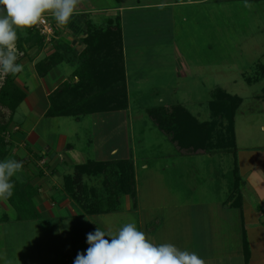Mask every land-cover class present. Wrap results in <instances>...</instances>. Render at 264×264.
<instances>
[{
  "label": "rangeland",
  "instance_id": "rangeland-1",
  "mask_svg": "<svg viewBox=\"0 0 264 264\" xmlns=\"http://www.w3.org/2000/svg\"><path fill=\"white\" fill-rule=\"evenodd\" d=\"M111 1L85 0L83 3L89 7L92 4L106 6ZM244 3L245 0H202L200 13H197L201 18V23L199 21L197 24L199 26L194 27L193 21V29L187 30L186 27L189 41H176L183 58L177 57L175 54L172 56L175 49H172L171 45L175 41L169 40V34L165 35L164 40L160 35H154L144 30L147 25L132 17V21L126 25L128 39L132 37L131 47L134 49L127 57L131 94L130 110L101 113L93 117L86 116L82 121L80 120L81 122L75 121L72 117H46L43 113L49 105L47 92L53 88L56 80L60 81L64 77V74L59 75L58 71L63 66L54 67L55 69L51 70L47 76L41 78L34 72L27 83L32 95L20 105L14 114L8 107L0 105V123L8 122L12 117L7 133L10 142V152L7 157L13 158L17 154V157L20 155L21 158H29L30 154L23 142L16 144V141L23 140L26 131L33 128L37 135L43 134L46 140L52 142L66 137L67 141H70L75 137V133H78V140H75V144L78 149H83L80 150L81 152H85L84 159L93 158L95 152V157L99 159H110L112 148H119V154L116 156L118 158H128L131 155L130 150H137L138 153L133 155L140 157L147 155L151 164L166 166V163L169 162L166 159L157 161L153 158L157 153L163 155L174 153L175 151L172 150H175L176 147L169 141H172L170 135L162 130L165 136L152 125L151 113L148 108L152 107L151 110L160 109L164 106L160 107L159 105H165L168 106V108L165 107L166 110L170 111L174 106L172 104L181 103L201 121L210 122L215 119L210 107L212 94L218 88L231 94L234 98H242L234 124V127H237L238 140H240L239 147L256 144L255 141L264 142V131L261 129V126L264 125L262 97L264 95V0H248V3L252 5L251 8H246ZM112 4L117 5L115 2ZM195 11L197 10L193 9L192 13L194 14ZM48 19L51 20V16ZM147 34L151 36H146ZM156 36L160 39L156 40L154 38ZM142 45H146L145 49H142ZM148 45H152V47ZM140 50H144V53L134 56L141 53L138 52ZM175 52L177 51L175 50ZM188 65L192 68L191 74L187 71ZM65 68L69 70L70 66ZM29 72V74L33 73ZM185 72H187L186 77L183 76ZM6 76L7 74L0 71V88L5 82ZM169 105L172 106L169 107ZM219 120L216 130L226 133V118L221 115ZM251 124L254 125V130L247 128ZM218 135L220 136V134ZM213 140L217 143L218 137L214 136ZM186 160L191 164V168L185 170L189 174L190 184L187 182V186L199 190L192 192L191 196L189 195L190 199L180 203L179 210L190 205L189 213L192 219L197 222L202 220V193L216 194L218 198H227L230 195L229 189H233L230 184L232 181L234 184V159L228 151L208 150L195 156H186ZM63 167L67 168L68 165H63ZM23 170L16 174L23 177L30 174L31 169H26L25 173ZM58 170L56 168L51 173V170L47 169L45 176H56L54 180L57 184L63 183L64 187L63 177L67 172ZM164 177V172L152 171L148 177L149 180L145 181V190L141 187V192L147 191L148 200L156 197H166L167 200L169 195L167 192L164 193L163 187L158 182L166 183ZM197 182L200 184H195ZM96 183L99 182L96 181ZM31 188L33 189L32 186ZM156 188L160 191L158 194L155 193ZM7 204V201L0 200V220H2L0 221V264H55V244L60 242H63L59 247L60 250L69 251L67 237L71 231L68 229L67 222L55 227L53 231H50V227H48L49 231L46 233L36 222H17V213L14 209L9 210ZM166 206L168 208L165 210L155 209V214L151 219L159 214H161L160 217H163L164 214L167 216L172 205L167 201ZM31 208H33L31 204L26 202L21 213L25 215L33 213L34 215L35 210ZM151 211V209L144 210V212ZM234 212L228 211L227 217L233 222L231 227H226L223 224L218 226L216 223L213 225L218 226L217 234L205 233L203 236L202 227L196 224L190 227L191 235L197 241L202 238L203 243H218V250L223 247L222 249L230 251L234 247L230 243H238L242 238L240 228L236 230L234 227ZM204 215L206 220L211 218L208 213ZM141 217L146 219L147 216L142 213ZM88 225L90 224L83 225L84 228L78 233L79 237L91 232V227ZM168 234L170 235V233ZM168 234V240H171L173 237ZM165 236L164 232L153 235L156 239H164ZM75 237H77L76 234ZM45 239L47 240L45 241ZM179 239L182 238L179 237ZM225 240H228L229 244L222 246L221 243ZM88 247V244L84 246L85 252ZM58 251L56 250V252ZM216 251L217 248L206 249L205 264H231L224 260L220 263L217 262L214 256ZM234 264H243V260L236 259Z\"/></svg>",
  "mask_w": 264,
  "mask_h": 264
},
{
  "label": "crops",
  "instance_id": "crops-1",
  "mask_svg": "<svg viewBox=\"0 0 264 264\" xmlns=\"http://www.w3.org/2000/svg\"><path fill=\"white\" fill-rule=\"evenodd\" d=\"M83 1L85 0H82L79 13L73 17L72 22L67 27L58 28L53 19H48L50 16L48 14H46L45 17L54 29L53 34H43L39 28V24L32 27L33 31L39 32L40 36L44 38L42 45L33 44L30 46L28 43H24L23 50H19L16 45L19 57L17 63L23 65V71L15 77V81L23 90H25V92L26 89L28 90L26 92L27 95L24 102H26L29 99V96L32 95L31 92H29L30 87L27 83L30 81L34 72L40 78L48 75H41L37 64L55 52H59L63 57L62 61H60L55 68L62 65L63 69L61 68L58 71L59 75L62 73L64 74V77H62L60 81L56 80L52 86L53 88L47 92L49 105H47V109L43 113L45 116L50 107V95L57 88L62 86L64 82L75 83L79 80V78L75 76V70L80 65V54L86 47L84 39L88 36V32L90 30L105 28L109 24L117 25L120 28L123 38L126 81L130 98L128 109L130 110L131 94L127 57L129 56V53L131 54L130 51L134 49L131 47L133 42L132 37H129L128 39L126 25L132 21L131 18L133 17L137 19V21H143V23L147 25L144 30L154 35H160L164 40L166 37L165 35L169 34V40L175 41V43H172L171 48L177 51L175 52L174 50V52H172V56L175 54L177 57L182 58V52L179 51V46L176 44V41H189L190 39L187 36L186 27L187 30H190L196 27L199 21L201 23V18L197 15V13H200L202 0H112L111 3L106 6L92 4L90 7L84 5ZM112 2H115L117 5H113ZM193 9L197 10L194 14L192 13ZM193 21L194 27H192ZM21 34L26 37L28 35L27 29L21 30ZM146 36L151 35L147 34ZM154 38L157 40L158 36ZM145 46L146 45H142V49H145ZM148 46L152 47V45ZM138 52L141 53H137L134 56L141 55L144 53V50H140ZM66 66H70V69H64ZM55 68L53 67L51 70ZM29 71L33 73L29 74ZM187 71L189 74L192 73V68L189 65ZM186 75L187 72H185L183 76L186 77ZM172 105H169V107ZM159 106L161 107L165 105ZM165 107L168 108V106ZM151 108L152 107L148 109L150 110ZM123 111L126 110L112 112ZM97 114L99 115L101 113L82 115L79 117L62 116V118L72 117L75 121H82V119L86 116L93 117ZM150 119L152 121V125L157 127L165 135L162 129L156 124L154 118L150 116ZM247 128H252V130H254V125H248ZM261 129L264 131V125L261 126ZM236 131L237 127H235L237 145L236 151H228V153L232 154V159H234V184L233 181L232 184H230L233 189H229L230 195L227 198H218L216 194L202 193V220L197 222L192 219V216L189 213L190 210L188 208L190 205L186 206L185 209L179 210L181 207L179 204L185 202L187 199H190L189 195L191 196L192 192L199 190L198 188L187 186V182L190 184L189 174L188 171L185 170L191 168V164H189V161L186 160V156H195L196 154H200L202 152H194L191 149L180 148V146L168 139L171 144L176 147L175 150H172L175 152H170L166 155L157 153L155 158H153L157 161L166 159L169 161L166 163V166H157L158 164L156 163L151 164L147 155H143L142 157L139 155H133L138 153L137 150L135 151L129 149L131 151V155H129L128 158H118L116 156L119 154V148H112V151L110 152V159H99L98 157H95L96 152L93 154V158L84 159L86 156V154H84L85 152H81L80 150L83 149H78L75 144V140H78V133H75V137H73L70 141H67V137V139L63 137L64 139L61 138V140L59 139L56 142H52L48 139L46 140V137L44 138L43 134L37 135L33 128L28 132L26 131L23 140L20 139L16 141V144L23 142L24 147L30 154L29 158H21L20 155L17 157V154L13 156V158L17 160L22 159L24 173L26 172V169H31L30 174L25 177L22 175L18 176L16 174V177H13L12 180L14 185L18 186L19 189L24 188L33 192L30 204L31 207H33L31 209L35 210V214L33 215V213H29L25 215L21 213V211L13 206L7 199L8 209L15 210L17 213V222H36L46 233L49 230L53 231L55 227L67 222L68 229L71 231L67 237L69 242V251L66 250V252H63L60 250L59 247L63 242L55 244V264H73L77 253L80 251L85 252L84 246L87 244V235H83L81 237L78 236L79 231L84 228L83 225H87V223H89L90 225L88 226L91 227V232H94L98 227H100L101 230H111L115 232L118 231L123 224L129 222H135L137 228L143 231L147 238L153 243H171L176 245L181 250L186 249L190 252H196L202 259L205 258L206 249L217 248L214 256L219 263L224 260L234 264V260L241 258L243 260V264H264V142L255 141L256 144L249 145L247 147H239L240 140H238ZM13 148L15 149V147ZM23 159L27 160L24 161ZM130 159L134 162L136 199L129 194H124L122 196V206L119 211L93 215L87 214L83 208L65 192L63 183L57 184L54 180L56 176H45V170L47 169L51 170V173L58 168L63 172H67V174H73L76 166L86 164L90 161ZM63 165H68V167L64 168ZM236 170L238 175L235 174ZM152 171H157L158 173L164 172V179L166 183L160 181L158 182L159 185L163 187L165 191L164 193L167 192L169 195L167 196V200L166 197H156L152 200H148L147 191L144 193L141 192V187L145 190V181L149 180L148 177L152 174ZM104 176V174H101V176L98 177L86 176L84 181L90 187H96L102 190ZM95 179L99 183H96ZM195 184L199 185L200 183L197 182ZM18 187H16V189ZM235 189L238 190V193H236V196L232 198V193ZM159 192V189L156 188L155 193L158 194ZM143 199L144 202H142ZM135 201L137 202L136 208L134 207ZM167 201L172 205L168 210L170 213H168L167 216L164 214L163 217H160L159 215L161 214H159L151 219L155 214V209L165 210L168 208V206H166ZM143 205L145 206L143 207ZM7 206L5 207L7 208ZM145 209H151L152 211L144 212ZM228 211H235V218L233 217L234 227L236 230L240 228L242 232V238L238 243H230L231 246L234 245L233 249L230 251L229 249H222L223 247L218 250V243H203L202 238L200 241H197L195 237L191 235L190 227L196 224L197 226L202 227L203 236L205 233L217 234L216 231L218 230L217 227L219 224L231 227L233 222L227 217ZM142 213L147 216L146 219L141 217ZM206 213H208L211 218L206 220L204 215ZM216 223L218 226L215 227ZM48 227H50L49 230ZM163 232L166 233V236L164 237L166 240L161 238L156 239L153 237L154 234L159 235V233ZM168 233H170V235ZM75 234L77 237H75ZM167 234L173 238L168 240ZM179 237L182 239H179ZM105 238L110 239L109 237ZM46 240L47 239H45V241ZM228 244V240L222 241L221 243L222 246ZM245 244L248 247V256H246ZM56 250L59 251L56 252Z\"/></svg>",
  "mask_w": 264,
  "mask_h": 264
},
{
  "label": "trees",
  "instance_id": "trees-1",
  "mask_svg": "<svg viewBox=\"0 0 264 264\" xmlns=\"http://www.w3.org/2000/svg\"><path fill=\"white\" fill-rule=\"evenodd\" d=\"M17 31L16 45L19 50L24 49V43L32 46L33 44L42 45L44 42L39 32L33 31L32 28L27 29L26 37L21 34V30ZM84 42L86 47L80 54V65L75 70V76L79 80L75 83L64 82L50 95V107L46 117H79L129 108L130 98L120 28L109 24L105 28L90 30ZM62 59L59 52L53 53L37 64L39 73L47 75ZM26 95L25 90L16 83L15 76L7 74L0 88V105L8 107L14 114L26 99ZM262 97L264 99V95ZM241 103L242 98H234L218 88L214 90L210 103L215 117L213 121H201L183 104L174 105L170 111H167L165 106L160 109H150V113L156 124L170 135V139L180 148L191 149L194 152L236 151L234 124L236 112ZM221 115L227 120L226 133L216 130ZM11 122L12 117L8 122L0 123V161L7 158L10 152L7 133ZM214 136L218 137L217 143L213 142ZM101 174L105 175L102 190L90 187L84 181L86 176L98 177ZM16 187L18 186L15 185L14 194L8 200L22 211L26 202L30 203L32 200L33 192L24 188L19 189V187L16 189ZM64 190L87 214L119 211L124 194H129L136 199L134 162L131 159L90 161L76 166L73 174L65 175ZM236 193H238L237 189L232 193V198L236 196ZM136 203L135 201V208ZM245 246L247 254L249 251L246 244Z\"/></svg>",
  "mask_w": 264,
  "mask_h": 264
},
{
  "label": "clouds",
  "instance_id": "clouds-1",
  "mask_svg": "<svg viewBox=\"0 0 264 264\" xmlns=\"http://www.w3.org/2000/svg\"><path fill=\"white\" fill-rule=\"evenodd\" d=\"M81 3L82 0H0V71L12 76L23 71V65L17 63V30L38 25L46 14L58 28H65L79 13ZM244 6L252 7L248 0ZM22 169V160L7 157L0 161V200L13 196L12 178ZM86 242L89 247L77 253L73 264H205L194 251L181 250L171 243H153L135 222L125 223L115 232L98 227L87 233Z\"/></svg>",
  "mask_w": 264,
  "mask_h": 264
},
{
  "label": "built area",
  "instance_id": "built-area-1",
  "mask_svg": "<svg viewBox=\"0 0 264 264\" xmlns=\"http://www.w3.org/2000/svg\"><path fill=\"white\" fill-rule=\"evenodd\" d=\"M39 28H40L41 32L45 35H49V34L54 33V29L50 25V23L46 17H44L43 20L39 23Z\"/></svg>",
  "mask_w": 264,
  "mask_h": 264
}]
</instances>
